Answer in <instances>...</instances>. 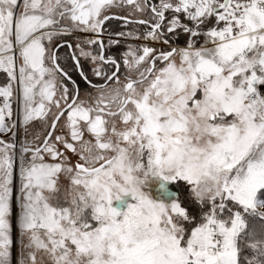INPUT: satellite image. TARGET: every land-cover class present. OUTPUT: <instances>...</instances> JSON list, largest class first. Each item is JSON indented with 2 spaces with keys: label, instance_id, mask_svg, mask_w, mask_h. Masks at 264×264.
Masks as SVG:
<instances>
[{
  "label": "snow or ice",
  "instance_id": "obj_1",
  "mask_svg": "<svg viewBox=\"0 0 264 264\" xmlns=\"http://www.w3.org/2000/svg\"><path fill=\"white\" fill-rule=\"evenodd\" d=\"M0 75V264H264V0H0Z\"/></svg>",
  "mask_w": 264,
  "mask_h": 264
},
{
  "label": "rangeland",
  "instance_id": "obj_2",
  "mask_svg": "<svg viewBox=\"0 0 264 264\" xmlns=\"http://www.w3.org/2000/svg\"><path fill=\"white\" fill-rule=\"evenodd\" d=\"M2 82H3V76L0 75V83H2ZM114 206H119V202H116V204H114ZM14 236H15V233H14Z\"/></svg>",
  "mask_w": 264,
  "mask_h": 264
}]
</instances>
